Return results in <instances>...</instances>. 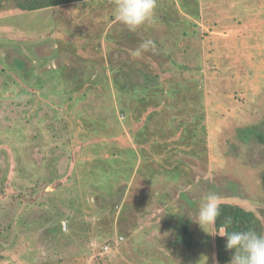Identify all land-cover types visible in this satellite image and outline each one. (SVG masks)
Returning <instances> with one entry per match:
<instances>
[{
    "label": "rangeland",
    "instance_id": "obj_1",
    "mask_svg": "<svg viewBox=\"0 0 264 264\" xmlns=\"http://www.w3.org/2000/svg\"><path fill=\"white\" fill-rule=\"evenodd\" d=\"M201 1L157 0L155 24L135 32L115 20L114 0H86L27 12L5 1L0 13V264H37L46 258L54 263L41 264H55V256L63 252L70 257L63 264H213L207 245L213 239L209 225H205L208 232L197 227L199 246L194 252L185 250L172 257L154 246L165 217L164 205L156 201L158 193L164 204H176L179 194H185L195 203L194 209L186 207L196 216L209 193L263 214L264 195L259 203L248 197L257 188L255 171L248 169L250 165L247 169L239 167L229 158L223 166L214 164L213 168L227 176L240 178L235 187H228V180L211 172L206 164L214 157L201 142L206 138L194 134L186 144L182 140L188 120L174 135L153 143L138 145L133 139L144 117L133 122L122 120V133L104 136L113 131L117 115L106 111L111 105L103 95L106 90L102 83L109 79L100 80L98 75L102 76L105 68L109 76L112 65L122 66L127 60L147 63L162 79L163 68L185 67L184 77L196 78L203 89L223 101L217 99L215 109L254 111L255 104L259 111L257 99L264 94V75L247 74L250 55L243 53L241 46H236L238 51H221L207 64L193 49L183 55L178 52L176 61L169 59V53L176 52L171 50V42L180 46L188 40L181 33L190 24L184 14L190 17ZM204 9L207 13L199 22L200 28L223 22L224 17L213 13L212 6ZM258 13L252 10L248 18ZM165 33L170 38L164 37ZM198 36L196 48L200 45ZM153 39L154 51L138 58L130 55L142 41ZM258 42L263 45L264 38ZM249 52L254 53V49ZM61 63L71 67L72 76H82L77 79L82 85L70 95H64L65 85L57 70L47 71ZM84 92L89 95L80 98ZM235 95L241 97L233 98ZM98 112L101 117L85 125L82 116ZM193 128L192 124L188 131ZM128 147L140 151L126 182L128 201L124 205L118 186L125 175L117 184L114 172L127 167L116 164L110 153L115 155L114 149L124 151ZM259 150H251V154L264 166V146ZM108 156V160L103 159ZM113 163L114 168L106 167ZM141 164L146 168H139ZM148 173L151 181L146 179ZM99 195L106 197L97 200ZM156 208L161 210L160 216L153 214ZM108 232L114 236L105 235ZM105 240L111 243H102Z\"/></svg>",
    "mask_w": 264,
    "mask_h": 264
},
{
    "label": "trees",
    "instance_id": "obj_2",
    "mask_svg": "<svg viewBox=\"0 0 264 264\" xmlns=\"http://www.w3.org/2000/svg\"><path fill=\"white\" fill-rule=\"evenodd\" d=\"M5 1L13 3L17 10L27 12L62 4L80 3L86 0H0V13L4 9ZM206 5L212 6L213 11L215 10L213 13L219 14L224 18L222 23L217 22L216 25L204 30L200 28L199 22H202L204 17H206L207 11L204 9ZM202 8L203 11L201 12L200 9ZM209 9L210 7L207 8V10ZM252 10L259 11L258 16L253 19L248 18ZM189 14L190 17L185 14L184 17L189 19L190 24L186 31H181L183 39L188 40L183 43L184 45L181 44L179 46L178 44L179 47L175 41V44L171 42V47H173L171 50L176 52L172 53L171 51L169 53L168 57L170 60L174 59L176 61L178 52L183 55L190 52L188 51L189 49H193L194 53L198 52L201 54L203 62L207 64V61L209 62L212 56L219 57L221 51L232 52V49H237L236 51H238L236 46L239 45L243 48V53L251 56H249L250 58L247 57L249 60L246 58L247 74L257 75L260 72L264 75V44L261 45L258 42L259 39L264 38V0H252L250 2L249 0H202L198 5L194 6ZM197 34L200 38V45L196 48L195 36ZM163 36L170 38L166 33ZM219 44L222 45L220 48ZM232 44L234 45L233 47ZM252 46H255V48ZM250 48L254 49V53L251 54L249 52ZM53 54L57 55L54 52ZM127 61L126 64H121L122 66L112 65L109 76L105 74V68L102 69V76L98 75L100 80L104 78L110 81V85L108 80V82L102 81V84L105 85V87H103L104 85L102 87L106 90L103 95L111 105H107L109 109L106 111L109 115H117L113 131L104 136L111 137L122 133L120 127L122 120L125 121L128 118L129 122H133L144 117L141 127L134 132L133 139L138 145L147 142L153 143L174 135L180 126L185 124V120H188V123L184 125V128L185 126L187 127V132L181 136L185 144L191 138H194V134L198 138L205 137L206 140L201 142L205 144L203 146H206L208 154L211 151L210 154L212 153L214 156L210 161L207 160L208 163L206 164H208L211 172H218L223 179L226 178L228 180V187H235L236 180L239 177L237 175L233 177L227 176L221 170L213 168L214 164L223 166L227 158H229L239 167L246 168V166L250 165L248 169L255 171L254 176L256 177L257 188L248 197L253 202L259 203L264 195V166L259 164V159H255L251 152H255V150L261 152L259 148L264 146V94L262 93V99H257L260 103L259 111L255 104H252L255 112L252 109L236 112L237 110H231L233 108L230 107L227 111L218 110L214 107V103L218 97L212 91L203 89L204 87L199 84L196 78L184 77L182 73L186 70L183 69L185 67L180 66L177 70H171L168 67L163 68L162 71L165 78L162 79L160 78V74L158 75L153 72L147 63L141 65L139 62ZM29 65L32 67L31 63ZM72 68L74 71L77 70L74 67ZM51 70H57L58 77L62 80L61 83L65 85L63 88L64 95L67 93L70 95L82 85L81 81L78 82V78H82V76L79 74L78 77L72 76L69 65L61 63L56 68L49 67L47 69L49 73ZM81 71L83 72L84 69ZM215 73L218 75V71ZM73 77H75V80H69ZM87 95L89 94L84 92L80 95V98H84ZM92 95L90 94V96ZM69 97L71 98V96ZM93 97L99 98V95H93ZM235 97L240 98L241 96H233V98ZM220 102L223 103V101ZM101 115L102 113L98 112L95 116H82V118L86 125L91 120L101 117ZM192 124L194 128L189 132L188 130L191 129ZM138 151H140V148L138 150L134 147H128L124 151L117 148L114 149L115 155L112 152L110 153L113 159L117 161L115 162L116 164L120 163L127 167V169H124L121 166L122 168L119 167L118 171L114 172L117 184L120 182L121 176L125 175L123 177L125 179L121 184L119 183V186L117 185L118 188L120 187L118 190L119 197H123L124 194L122 201L124 205L128 201L127 196H125L126 182L130 180L131 170L138 160ZM110 157L108 156V158L103 159L108 160ZM148 157L150 158V155ZM215 157L218 159H216V162H214ZM112 165L108 164L106 167L112 169L115 167L114 163ZM139 168H146V166L141 164ZM147 168L149 169V167ZM139 173L142 172L139 171ZM149 174L146 175L147 181H151L153 178ZM152 174L154 175V172ZM219 175L216 178H219ZM141 182L144 183L143 181ZM190 187L193 188L192 186ZM103 197L105 198L106 196L99 195L97 196V200L99 198L104 199ZM155 197L160 205H164L163 216L165 217H163L164 219L162 218V227L159 226V230H161L160 237L157 240L154 239V246L164 252V254L172 257L176 255L180 256L185 250L194 252L195 248L199 246L196 243L198 242L196 229L199 225L192 220L197 216L189 211L191 210L190 207L194 209L195 203L193 200L189 201L188 198L186 199L185 194H179V202L176 204L171 202L164 204L160 203L163 200L159 197V193ZM117 203L120 202L117 201ZM218 204L220 215L216 218L214 225H209L212 227L213 232L223 230L227 232L252 230L257 234H264V209L262 210L263 214H258L252 208H247L237 201L226 199L218 200ZM187 205L190 207H186ZM113 206L114 204H112ZM154 210L153 214L160 216L161 210H158V208ZM105 235L114 236L109 232ZM102 243L108 245L111 241L105 240ZM225 244L226 237L218 234L213 235V239L208 241L207 245L210 248V253L213 254V264H227L231 259L234 250H226ZM55 257V261H57L55 264H63L67 262V259H70V257L64 255V252L62 254L59 253ZM44 260L46 261L38 260L41 262L37 264L54 263L52 260H47V258Z\"/></svg>",
    "mask_w": 264,
    "mask_h": 264
},
{
    "label": "clouds",
    "instance_id": "obj_3",
    "mask_svg": "<svg viewBox=\"0 0 264 264\" xmlns=\"http://www.w3.org/2000/svg\"><path fill=\"white\" fill-rule=\"evenodd\" d=\"M156 3L157 0H114L113 16L118 23L135 32L141 26L155 24ZM149 50H155L154 42L145 40L130 55L138 58ZM219 215L218 197L209 193L201 202L197 217L191 219L205 230V225H214ZM208 233L226 237V250H234L227 264H264V234L252 230Z\"/></svg>",
    "mask_w": 264,
    "mask_h": 264
}]
</instances>
